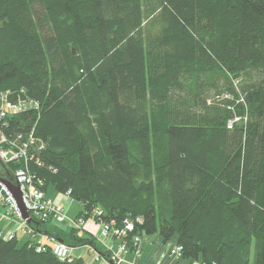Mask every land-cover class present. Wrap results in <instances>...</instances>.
<instances>
[{"label":"trees","instance_id":"trees-1","mask_svg":"<svg viewBox=\"0 0 264 264\" xmlns=\"http://www.w3.org/2000/svg\"><path fill=\"white\" fill-rule=\"evenodd\" d=\"M5 94L25 108L3 134L32 136L28 171L77 216L128 219L191 262L264 264V0H0ZM28 227L0 237V264H86L37 233L108 257Z\"/></svg>","mask_w":264,"mask_h":264},{"label":"built area","instance_id":"built-area-1","mask_svg":"<svg viewBox=\"0 0 264 264\" xmlns=\"http://www.w3.org/2000/svg\"><path fill=\"white\" fill-rule=\"evenodd\" d=\"M20 104V103H19ZM11 105L7 100V95H0V161L4 165H17L11 172V175L15 176L20 185L22 200L27 209L28 214L40 219L42 221H49L50 224L60 228L62 225H67L70 229L83 228L92 219L95 221V217L101 214V211H94L87 220L83 216H75L71 219L67 216V207L62 204L55 203L47 193L42 189L43 183L35 178L27 169V163L33 158L29 153L30 147L34 146V140L32 136L28 135L25 139L21 135L16 136L13 139L7 138L1 128L7 127L6 116L8 111L16 113L24 109L25 107L20 105ZM21 108V109H20ZM30 154V155H29ZM7 178V177H5ZM24 181V182H21ZM66 199L70 200L67 196ZM71 201V200H70ZM0 205H2L6 211L4 216H10L16 219L21 228L19 230L29 237H33L34 233L32 229L28 227L27 221L21 217L18 207L12 195L7 188L0 183ZM100 227L98 242L104 247V251L108 253V257H104L96 253L94 255V261L98 264H123L125 262L124 256L129 253L128 245L132 248V253L137 257L140 255V241L141 237L134 234V224L128 219H124L119 225L111 221L110 223L98 222ZM11 233V234H10ZM6 237H0L4 239H10L15 235L14 232H10ZM54 242L51 246L53 253L60 260L73 259L72 247L68 246L57 239L49 237ZM117 240L116 246L111 245V240ZM109 240V242H107ZM38 243L41 245L42 242ZM40 246L37 247V251L40 250ZM181 247L174 245L169 250V254L176 259L181 258Z\"/></svg>","mask_w":264,"mask_h":264},{"label":"crops","instance_id":"crops-1","mask_svg":"<svg viewBox=\"0 0 264 264\" xmlns=\"http://www.w3.org/2000/svg\"><path fill=\"white\" fill-rule=\"evenodd\" d=\"M53 200L55 199L53 198ZM62 200L64 201L66 199H62ZM3 213L5 212L0 210V215ZM76 215L77 214H74L71 217H75ZM99 230L100 229L97 223L88 222L81 230V235L83 237L91 236L95 238L99 234ZM9 231L10 232L15 231V235H17L16 228H14V222L8 219H2L0 221L1 236L3 237V235ZM140 237H141L140 255L136 258L132 255V253L130 252L127 253L125 256L126 262L124 264H200V262H191L188 260H184L182 258L176 259L173 256H171L169 254V250L176 244L175 240H170L167 243H163V241L157 234L141 235ZM107 242H109V240ZM96 243L99 245L101 250H104V247L103 245H101V243L97 241ZM110 244L116 246L118 244V241L113 239L111 240ZM72 257L75 259L82 258L86 264H96L93 260L94 255L88 252V250H86L85 247H75V248L73 247Z\"/></svg>","mask_w":264,"mask_h":264},{"label":"rangeland","instance_id":"rangeland-1","mask_svg":"<svg viewBox=\"0 0 264 264\" xmlns=\"http://www.w3.org/2000/svg\"><path fill=\"white\" fill-rule=\"evenodd\" d=\"M1 177V176H0ZM1 178H5V176L4 177H1ZM6 179V178H5ZM49 194V195H48ZM48 194H47V196L48 197H52L51 199L53 200V198L56 200H54L55 201V203H57V204H62V205H64L65 207H67V216H68V218L69 219H71V218H73V217H71V216H73L74 214H78V211H79V209L81 208V206L78 204V203H76V202H74V201H70V200H68V199H66L63 195H60V194H58V193H56L52 188H49L48 189ZM62 199H66V200H62ZM0 210H2V211H6V209L2 206V205H0ZM28 213V212H27ZM4 214L5 213H3V214H1L0 215V221L2 220V219H8V220H11V221H13L14 222V228H16V230H19L18 229V227L19 228H21V226H20V224H18V222L16 221V219L15 218H13V217H10V216H4ZM77 216V215H76ZM81 216V215H80ZM22 217V216H21ZM29 217H30V215H29ZM31 218V217H30ZM87 220V219H86ZM87 222H94V223H97V222H95V221H93L92 219H90L89 221L87 220ZM28 224V223H27ZM97 225L99 226V224L97 223ZM56 227V226H55ZM31 229V228H30ZM59 230H62L63 232H65L66 233V231L68 232L69 231V227L67 226V225H62V227L60 226V228H58ZM83 228H80V229H74V230H76V231H80L81 232V230H82ZM99 229H100V227H99ZM8 233H10V231L9 232H6L4 235H3V237H6V235L8 234ZM17 233V236L18 237H20V238H25V236H23V232H21V231H17L16 232ZM99 233H100V230H99ZM1 234V233H0ZM49 237H51V238H54L55 239V237H53V236H48L47 234H44V233H37L36 234V236H35V238L34 239H36L37 240V242L39 241V242H42V243H47V244H49L50 246H53L54 245V242L52 241V240H50L49 239ZM32 238V237H31ZM94 238V237H93ZM96 238V239H95ZM94 239H95V241H97L98 242V239H99V234L95 237ZM79 247H85L86 248V250H88V252H90L92 255H95L97 252L95 251V249L92 247V246H90V245H83V246H79ZM75 248V247H74ZM72 250H73V247H72ZM140 250H141V248H140ZM132 255L134 256V257H136L137 258V256L135 255V254H133L132 253ZM126 256V255H125ZM125 256H124V260H125V262H126V259H125ZM107 258V257H106ZM94 260V259H93ZM96 264H98V262H96V261H94ZM124 262V263H125ZM123 263V264H124Z\"/></svg>","mask_w":264,"mask_h":264},{"label":"water","instance_id":"water-1","mask_svg":"<svg viewBox=\"0 0 264 264\" xmlns=\"http://www.w3.org/2000/svg\"><path fill=\"white\" fill-rule=\"evenodd\" d=\"M0 165L3 169H5L4 164L0 161ZM21 175H15V176H22ZM13 177L11 174L9 176H6L7 178H1L0 177V183L4 185L9 193L12 195L14 198L16 205L18 207L19 213L21 214L22 218L27 221V223H31V218L29 217V214L25 209H27L23 203L22 200V195H21V190H20V185L19 182L17 181L16 177ZM24 182V181H21Z\"/></svg>","mask_w":264,"mask_h":264}]
</instances>
